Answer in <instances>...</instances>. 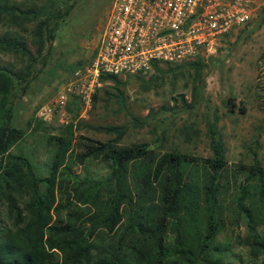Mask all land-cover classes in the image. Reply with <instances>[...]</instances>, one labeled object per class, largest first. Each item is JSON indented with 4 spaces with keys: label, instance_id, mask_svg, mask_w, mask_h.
Listing matches in <instances>:
<instances>
[{
    "label": "trees",
    "instance_id": "trees-1",
    "mask_svg": "<svg viewBox=\"0 0 264 264\" xmlns=\"http://www.w3.org/2000/svg\"><path fill=\"white\" fill-rule=\"evenodd\" d=\"M47 1L0 0V52L27 61L0 62V264H229L218 235L241 222L254 258L248 264H264V165L230 164L215 124L208 123L210 156L122 145L126 124L94 126L111 136L106 140L75 135L72 124L63 135H47L46 174L29 155L12 151L25 135L14 123L13 90L25 92L36 78L47 42L73 7ZM160 65L153 70L162 72ZM101 80L119 82L109 74ZM106 93L122 99L119 89ZM127 115L134 126L149 124ZM94 162L106 172L73 170Z\"/></svg>",
    "mask_w": 264,
    "mask_h": 264
},
{
    "label": "rangeland",
    "instance_id": "rangeland-1",
    "mask_svg": "<svg viewBox=\"0 0 264 264\" xmlns=\"http://www.w3.org/2000/svg\"><path fill=\"white\" fill-rule=\"evenodd\" d=\"M61 1L64 7L69 4L73 7L60 22L54 39L47 42L44 64L35 66L37 76L25 92L15 88L11 95L14 123L25 130L12 151L29 155L40 172L46 174L44 167L51 150L46 143L47 135H63L72 124L75 135L106 140L111 136L94 130V126L126 124L122 145L145 142L159 151L178 148L194 155L210 156L208 123H211L215 124L230 164L257 160L264 165V0H253L251 20L222 37L213 51L178 62L181 67L173 63L167 69L161 64L162 72L152 69L141 75L120 76L119 82H103L84 116H80L79 102L72 98L67 106L69 124L61 126L56 121L41 120V128H36L37 109L53 97L74 68L93 59L113 2ZM27 2L49 4L47 0ZM5 29L0 25V34ZM27 40L30 42L28 34ZM187 61L200 63L191 66ZM0 62L16 67L27 63L2 52ZM116 89L121 91V100L106 93H114ZM181 95L189 107L181 101ZM127 113L149 124L134 126ZM73 170L104 174L106 166L99 162L86 167L75 164ZM217 240L224 245L227 263L248 264L254 259L243 222L238 226L228 225ZM263 258L264 254L258 257Z\"/></svg>",
    "mask_w": 264,
    "mask_h": 264
},
{
    "label": "built area",
    "instance_id": "built-area-1",
    "mask_svg": "<svg viewBox=\"0 0 264 264\" xmlns=\"http://www.w3.org/2000/svg\"><path fill=\"white\" fill-rule=\"evenodd\" d=\"M253 0H113L93 59L74 68L36 118L69 124L68 102L80 116L91 108L101 75L145 74L213 51L222 37L251 20Z\"/></svg>",
    "mask_w": 264,
    "mask_h": 264
}]
</instances>
